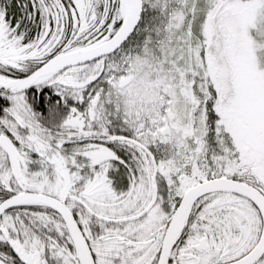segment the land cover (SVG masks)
<instances>
[{
    "label": "snow or ice",
    "instance_id": "1",
    "mask_svg": "<svg viewBox=\"0 0 264 264\" xmlns=\"http://www.w3.org/2000/svg\"><path fill=\"white\" fill-rule=\"evenodd\" d=\"M0 264H264V0H0Z\"/></svg>",
    "mask_w": 264,
    "mask_h": 264
}]
</instances>
